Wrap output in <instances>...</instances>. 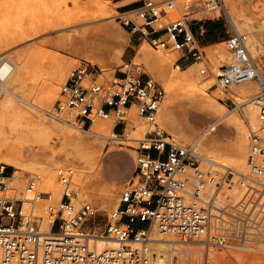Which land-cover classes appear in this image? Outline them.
<instances>
[{"label":"rangeland","instance_id":"obj_1","mask_svg":"<svg viewBox=\"0 0 264 264\" xmlns=\"http://www.w3.org/2000/svg\"><path fill=\"white\" fill-rule=\"evenodd\" d=\"M97 1L105 6L107 4L113 17L70 28L61 25L57 19L80 6L96 4L94 0H0V55L3 56L0 65L1 62H7L11 67L7 76L0 81V169L5 166V171L12 177L6 196L26 201V213L38 217L41 232H44L42 226L45 220L52 219L46 214V209L49 206L57 208L65 191L58 171L72 169L74 178L70 190L75 194L73 206L79 210L83 205L90 204L98 210L99 217L90 234L101 237L109 216L120 204L121 192L133 177L139 140L153 129L136 109L131 110L127 118L130 138L134 140L128 139L127 132L120 138H114L109 131H103V137L95 136L89 133V127L83 130L77 126L76 114L73 112L57 114L56 103L61 97L62 88L72 70L82 64L100 68L102 77L99 81L103 83L111 82L115 75L124 73L151 77L165 91L156 121L162 130L178 144L193 147L202 156L201 165L205 169L212 167L221 170L222 167H229L244 174L249 170L250 138L258 127L259 108L256 99L262 93L263 86L259 81H249L248 84L256 88L249 96L229 95L233 87L225 90L218 88L220 70L232 62L227 43L224 41L207 48L199 46L205 56L201 61L191 59L184 64L182 71L190 69L187 73L189 79L182 80L180 77L183 74L176 66L185 53L174 49H157L147 39L141 38L140 31L132 33L134 26L144 29L145 20L138 14L132 15L133 12L126 13L123 8L127 4L143 3L145 0L116 3ZM152 1L162 4L175 1V10L162 13L158 21L152 24L155 30L159 31L179 18H186L193 28H198L199 23L220 21L226 26L227 38L236 32L246 35L251 56L260 75L264 76V0H228L237 28L232 24L221 0ZM127 21H130L129 26L124 25ZM105 24L114 27L115 36L100 32ZM38 29V35L22 40L23 36L30 34V30ZM222 51L228 58L220 57ZM144 53L152 58L161 53L168 66L161 68L151 60L143 59ZM58 64L64 65L67 70L65 80L52 103L42 106L43 91ZM194 64L196 66L192 67ZM20 67L25 71V78L22 84L12 87L9 85L10 78ZM176 79L180 82L170 90L169 83ZM21 99L41 106L45 112L21 102ZM252 108L255 116L248 114ZM96 119L100 128L115 125L113 118ZM213 124L214 130L210 127ZM241 140L245 142L246 167L237 168L232 164V158ZM9 150L20 153L24 158L20 169L16 170L5 163ZM203 157L219 161L225 166L206 163ZM105 159L111 165L110 176L101 171ZM52 176L57 180L56 186L49 184ZM37 178L40 179L35 190L50 194L52 198L48 199L46 195L40 200L27 202L34 197V192H27V183ZM10 223L8 219L3 220L5 225ZM262 226L261 235L259 231L252 232L244 242H236L226 250H216L214 262L264 264V224ZM155 236L166 238L157 231ZM95 244L91 242L92 246ZM178 248L198 249L189 245H180Z\"/></svg>","mask_w":264,"mask_h":264},{"label":"built area","instance_id":"obj_2","mask_svg":"<svg viewBox=\"0 0 264 264\" xmlns=\"http://www.w3.org/2000/svg\"><path fill=\"white\" fill-rule=\"evenodd\" d=\"M166 4L145 0L136 10L144 29L134 26L157 49L185 53L177 69L189 60L201 61L205 54L186 18H179L161 30L152 27L162 13L174 9ZM130 21L125 22L129 26ZM162 32L152 37L149 31ZM232 62L217 76L220 89L256 80L263 90L257 96L258 127L250 138L248 173L229 167L205 169L202 157L190 146H182L156 123L165 98L163 87L151 77L124 73L103 83L100 68L82 64L74 68L56 103L59 115L76 114L80 129L90 127L94 119L113 118V132L124 136L129 112L133 109L152 126L136 148V167L120 195V204L108 218L102 237L114 247L98 250L90 234L99 217L90 204L79 210L73 206L75 195L70 186L72 169H60L58 176L65 191L58 207L49 206L46 214L53 219L52 234L38 227V217L27 214L25 200L9 198L11 176L0 169V264H216V250H226L244 242L264 223V82L248 47V37L236 32L225 41ZM205 73V71H202ZM37 179H30L27 189L33 201L50 194L36 191ZM8 219L10 224H3ZM171 244L153 240L151 228ZM168 242V241H167ZM180 245L198 247L195 250ZM190 253V254H189ZM190 256V258H188Z\"/></svg>","mask_w":264,"mask_h":264},{"label":"bare ground","instance_id":"obj_3","mask_svg":"<svg viewBox=\"0 0 264 264\" xmlns=\"http://www.w3.org/2000/svg\"><path fill=\"white\" fill-rule=\"evenodd\" d=\"M94 1L96 2L97 0H94ZM221 1H222V4H223L224 9L226 10L228 16L230 17V19L232 21V24L234 25V27L237 28V26L235 24V20H233V14H232L231 10L228 7V0H221ZM97 2H96V4L94 3V4H91V5L88 4V5L80 6L75 11L73 10V11L65 12L57 20L61 21V23H62L61 25L68 26L70 28L72 26H78L79 27L80 25L85 24V23H89V22H94V21H99V20L100 21L110 20V18H112L113 16L110 14L109 8H108L107 4L105 6V4L103 5L102 3H97ZM172 2L174 3L175 1H172ZM213 4H215V2ZM174 5H175V3H174ZM216 6H217V4H216ZM131 14L132 15H135L136 13L133 12ZM127 16H131V15H127ZM125 17H126V15H124V18ZM42 20H44V19H42ZM54 20H56V17H55ZM45 22H46V20H45ZM38 23H39V21H38ZM38 23H37V26H38ZM263 27H264V24H263ZM39 28L41 30V27H39ZM48 29L49 28H46V30H48ZM40 30L39 31L30 30V34L27 37L26 36L25 37L23 36L22 40H25L27 38H31L33 36L38 35L40 33ZM31 31H33V32H31ZM100 32H103L104 35L109 34L110 36H115V34H114L115 33L114 32V27L111 24H105V25H103L100 28ZM86 33H88V32L86 31ZM89 33H90V31H89ZM95 33H97V31H95ZM33 39H35V38H33ZM143 52H145V51H143ZM160 54L154 55L153 56L154 59H153L152 56H145V53H144V56L145 57L143 59L151 60L154 64L158 65L159 67L166 68L168 66V62ZM220 57L222 59L228 58L227 57V54L224 51L220 52ZM2 59H3V56L0 55V61ZM195 64L192 65V67H195L196 66ZM10 70H11V67H10V65L7 62H1V65H0V81L3 80L7 76V74L10 72ZM179 70H181V72L183 74L182 77H180V79H182V80L185 79L186 81H188L189 77L187 76L188 75L187 73L189 72L190 69H188V70H184L183 69V71H182V69H179ZM221 70H220V72H221ZM66 74H67V70L64 67V65H62V64H58L53 69V72L51 73L50 78H49V81L47 82V84L45 86V89L43 91V94H42V98H41V105L42 106H48V105H50L52 103L53 99L55 98V96L59 92L61 83L65 80ZM165 77L166 76L164 75V78ZM24 78H25V71H24V69L22 67H20L19 69H17L16 72L13 73L12 77L10 78L9 85L12 86V87H15L17 85H20V84H22ZM261 78H262V80L264 82V76L263 75H261ZM179 82H180V80L178 81L176 79V80L172 81L171 83H169L170 90H173L175 88L176 83H179ZM192 82H194V81H192ZM248 82L249 81L243 82V83H240V84H237V85H234V86H231L234 89H233V91L228 92L229 95H235V96L236 95H244V96H249L251 93L255 92L256 88L255 87H252L251 85H249ZM186 84H187V82H186ZM170 90H168V91H170ZM252 100H253V98H252ZM21 102H25L29 106H33V107L37 108L38 110H42V111L45 112V110L41 106H38L36 104H32L31 102H29L27 100L21 99ZM19 109L22 110L21 108H19ZM248 114L250 116H253V115L255 116V111L253 110V108L249 110ZM96 121H97V119H94L93 123L89 127V129H88L89 130V133H91V134H93L95 136H100V137L102 136L103 137L104 134L102 132L103 131H109L114 136V138L123 137V136L116 135V133L113 132L114 125H113V127L110 126V125H106L103 128H100V125L97 124ZM131 123H132V118H131ZM210 127H211V129H213L214 124L213 125H210ZM241 135H242V137L244 136V131H242V134ZM127 136H128V139L129 140H134V139L130 138V134H129V131L128 130H127ZM15 141H16V139H15ZM1 152H2V148L0 147V154H1ZM22 160H24V158L22 157V155L20 153H16L14 151L9 150L8 151V154H7V156H6V158H5L4 161H5V163L7 165H9V166L15 168L16 170H18V169H20L23 166V163L24 162L22 163ZM203 160L206 163L212 162V163L217 164V165H220V166H225L223 163H221L219 161H215V160L212 161V160H210V158L208 159V158L203 157ZM25 164H26V162H25ZM232 164L234 165V167H237V168H244V167H246V152H245V142H244V140L239 141V144L237 145L236 150H235V154H234V156L232 158ZM11 182H12V177H11ZM50 183H51L52 186L53 185L56 186L57 180L55 179V176H52L51 177V181L49 182V184ZM10 185H11V183H10ZM10 185H9V187H10ZM12 187H16V186H12ZM26 190H27V192H30L28 189H26ZM28 197L30 198L29 194H28ZM29 201H33V199L30 198ZM52 224H53V219H49V220L47 219V220H45V222H44V224L42 226V229L44 231L43 232L44 234H52L51 233ZM262 229H263V226H262L261 230L259 231V234L260 235L262 234ZM156 231L157 230H156L155 227L151 228V230H150L153 240L157 241L161 245H165L166 243H170L171 244V242H170L171 240L169 239V237H166V238L156 237L155 236V232ZM263 236H264V232H263ZM93 242L96 243L95 246H96V248L98 250H103L105 248H109V247H114L115 246L114 242H112L111 240L106 239V238H104L102 236L101 237H98V238H94V241Z\"/></svg>","mask_w":264,"mask_h":264},{"label":"crops","instance_id":"obj_4","mask_svg":"<svg viewBox=\"0 0 264 264\" xmlns=\"http://www.w3.org/2000/svg\"><path fill=\"white\" fill-rule=\"evenodd\" d=\"M105 2H123L126 0H101ZM142 5V2H133L131 4H127V6H124V10L126 13L128 12H135L138 10ZM225 25L222 22H207L203 24H198V28H193L191 27V30L193 34L195 35L197 39V43L199 46L203 48H207L212 46L213 44L216 43H221L226 41L227 38V33L228 31L225 29ZM150 33L152 34V37H159L162 32H152V28H149ZM215 39V41H213ZM213 41V42H212ZM102 173L106 174L107 176H110L111 174V165L108 160H104L102 162V167H101ZM113 181V179L111 178Z\"/></svg>","mask_w":264,"mask_h":264}]
</instances>
